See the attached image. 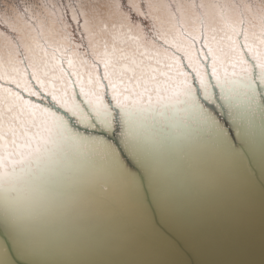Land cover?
<instances>
[{"label": "water", "instance_id": "obj_1", "mask_svg": "<svg viewBox=\"0 0 264 264\" xmlns=\"http://www.w3.org/2000/svg\"><path fill=\"white\" fill-rule=\"evenodd\" d=\"M203 29L195 40L181 28L202 69L148 30L178 58L177 72L160 66V94L134 81L141 100L124 90L118 102L117 89L130 86L109 84L87 50L98 80L87 95L68 54L56 52L66 106L25 61L27 83L0 80L24 110L49 114L62 144L51 162L23 165L28 180L0 183V264H264V33L257 50L242 24L240 64L218 75Z\"/></svg>", "mask_w": 264, "mask_h": 264}, {"label": "bare ground", "instance_id": "obj_2", "mask_svg": "<svg viewBox=\"0 0 264 264\" xmlns=\"http://www.w3.org/2000/svg\"><path fill=\"white\" fill-rule=\"evenodd\" d=\"M46 1H50V3H53V0H46ZM81 1L84 2V6L87 4L85 7H87L89 11H91L89 16V21L90 22L99 21L98 27H94V25L92 26L93 30H95V33L96 32L100 33L99 36L95 37L94 42L96 45L97 43H99V41L101 43L103 42L105 43V47L107 49V50L105 49V51H107V55H105V53H101V51L100 54L104 55V57H109L110 66L107 69H105L107 71L106 78L108 83L110 84L111 80L114 81L115 79H117L122 83V85H125V82L127 81V84L130 86V88L128 89L124 88L125 86L117 89L120 90L121 93L115 94V97L118 99V102L122 101L121 104H123V100L121 99V97L123 96L122 92L124 90H126L125 92L128 93L127 95L128 97L135 96L136 98L139 97L137 98L138 100L142 99L139 94L140 91H138V89H135V86L133 84L134 81L139 84L144 83L143 86L145 88L151 87V90L152 89L154 90L156 87V89L157 88L159 89L158 94H160L165 91V90L161 91L164 85L162 81L161 82L157 81L158 78L160 77L159 75L161 74L162 68H163L162 72H166V73H168L169 71L177 72V70H175L177 69L176 68L177 66L173 67L175 63L169 61L170 59H173L172 57L173 55L171 54L170 51L161 48L154 42V40L147 33L149 29H150L149 31L151 32L150 34L153 35L154 32L158 39L160 36L166 38L164 37V34L166 35L168 33L170 34L171 32H173V35H175L176 38L180 40L181 45L185 46L186 51L183 52L180 49H175V48L174 49L180 52L184 56L186 61L193 60L192 62L195 63L194 61L196 59L194 60L195 52L193 46L192 48H190L192 43L189 39L183 37L181 34V28L184 32L188 30V29L185 30V27L186 25L187 26L190 25L189 20L186 16H184L179 10H177L174 7V5L170 2L171 0H160V2L158 3L154 1H153L154 3H152V0H149L148 1L149 6L144 4L143 0H140L139 5L141 7V10L139 9L136 12L132 9L133 7L131 8L129 0H113V2L116 4L114 5L116 8L114 11L115 13H113V11L110 12L104 11L106 9L104 7L106 5V3L103 2L104 0H80V2ZM185 1L186 3L184 2V0H180V3L182 4L181 9H183L187 13L192 14V16H196L199 19V23L197 25H194L193 27L194 29H197L198 32L197 40L199 39L200 26L202 23L204 27L203 29L204 38L207 35L208 30H206L207 25H205V22L207 23L206 10H208L209 13H212L214 15L213 20L216 21V24L222 25V27L223 25H226L223 27L225 29H222V31H227L228 28L227 32L233 33L231 35H233V39L235 38L236 41H237L238 32L241 29V25L244 24L243 35L244 33H246L247 35L250 34L249 37L252 39V41L254 40L252 45L253 46L256 45L255 47L257 48V50L258 49L260 50L261 48L260 45L263 39L262 34L264 33V0H228L227 1L228 3L230 2L232 3L230 4L231 7L229 8L221 7V10H217V8L219 7L218 4H216L218 3L217 2L218 0L214 2L212 0H185ZM221 1L223 0L219 1V5H222L220 3ZM22 3H24V5H28V11L33 10L32 17H34L36 21L37 19H40V21H44V23H46V29H44V33H46V37H51V38H44L39 40L38 38L39 26H37L36 22L32 21L31 19H29L27 25L23 17L28 18V16L25 15V11L18 4V8L21 11L19 12V9H17V5L13 3V0H4V3H0V11L2 15L6 18L8 25H12V29H16V30L15 32H13L6 25V22L1 20L0 18V37L6 39L7 36H12V38L16 42V45L20 46V48L22 49L25 48L26 45H24L23 42L19 40L18 33H20L22 37L31 38V33L34 32V39L37 37L36 47L38 48V53H40V58H36V57L33 58L31 56L28 57L27 60L38 61V69L41 70L40 75H44L46 77H51L52 75V78L54 79L55 75L50 73V71H56V69H59V67H57V61L55 57L56 52L51 53V51L48 50L49 43L46 41L47 40H49V42L54 41V37H57L59 41L65 42V39L63 40V36L61 35L60 32L61 29L59 30L60 25H58L59 26L58 27L56 26L53 20H49L50 15L48 14L50 13H48L47 9H45V3H41V1L39 0H30V1L22 0ZM72 3L74 4L73 6L75 7V2L71 1V4ZM166 4L168 5L167 7L168 9H165ZM155 6L156 9H154L153 12L156 14V17L152 21L150 20L149 13H152L150 11L151 7L155 8ZM233 6H234V11H233L234 13L230 12L229 10V9H233ZM97 11L100 12L101 18L98 17L99 15L97 14ZM159 11L161 16H158ZM20 13H22L24 16L21 17ZM82 14L83 12L81 10L78 11V9L74 10L73 8V14H70L68 11L65 12L63 11L61 13L60 18H62L63 21L67 24V26L70 28L72 33L71 40H73V42L75 40L76 44L80 47L81 54L84 56L83 59L86 61L87 65L91 66L90 68L94 69L95 71L96 68L91 65V62L85 56V50H87L88 52L90 51L92 52V49L88 46L89 43L86 41L87 39L83 32L87 24L83 20ZM164 14H167L169 21L164 18L163 16ZM233 15H237V16H233ZM94 16H96V18ZM123 19L126 20L123 21ZM228 20L235 21L234 22L235 25L231 29L226 24V21ZM158 22H162V25H160ZM105 25H107V30L102 29ZM154 25L156 26V28ZM257 25H261L262 29L258 28L259 26ZM157 32H160L162 35L158 34ZM187 35L191 37L192 34L187 33ZM217 36L218 33L217 35L213 34L214 38L213 41H211L212 43V45L210 46L211 48L210 49L208 47L207 48L212 57L217 56L216 53H219L218 59H216L219 68L216 67V71L217 74L220 75L221 74L219 73L220 66L225 67L224 69H226L228 67L226 62L232 61L239 63L238 60L240 59V56L238 53L241 52H239L237 43L235 41H232L227 38H226L227 41H225L223 35H221V37L218 38L217 41L216 40ZM1 40H2V45H4V47L0 44V79L1 78L8 79L10 74L8 72L9 67L6 65V62L13 61L11 59L12 51L11 49H7V47H9V43H5V41H3V39L0 38V41ZM68 41L70 42V39H67V42ZM216 41L220 43H219V47L215 48L214 44ZM171 42L172 41L170 40L169 43L172 46L174 43L172 44ZM224 42L226 44L232 42L233 49L231 45H228V47H226V44ZM250 42L251 41L245 43L249 44ZM82 43L84 44L85 49H83L84 47ZM101 43H99V45H101ZM99 45H97V47H99ZM148 47H152L151 50L148 49ZM4 49H6V52L4 51ZM67 49L70 50L71 47L65 48L64 51L68 52L66 51ZM143 50L146 51L145 54H141ZM219 50H221V52H219ZM233 50H235L236 53H232ZM111 52L115 53V55H109V53ZM156 53H160V55L164 56L165 59H159V55H156ZM233 54L235 59H233ZM5 55H6V60L4 58ZM93 59L95 60V58ZM152 59L157 60V67L159 68L154 66L155 63ZM20 60L22 61V63L24 62L23 54H21ZM176 60L178 61V58H176ZM71 64L72 61H69L68 65ZM80 64H81L80 68H78L79 65L76 68H73L71 66L70 68L74 70L72 71L73 74L76 75L78 78H80L82 87L86 88L85 90L82 89L84 91L83 95H87L86 92L89 91L92 92V89L93 90L96 89L98 85L97 83H95V81H93V79H95L93 78V75L96 73V71L94 74H90L89 72L90 70L89 71L87 70L86 66H84L85 64L83 63ZM161 65H163L162 68L160 67ZM194 65H198V64L196 63ZM212 65L215 66V64ZM198 66H194V68L196 67L197 69H202L200 68V66L199 67ZM29 70L32 73L31 75L34 74L33 79L36 80V82L37 80H39L41 83L42 80L44 83L47 82V84H45L46 88L45 87L44 88L45 91H49V88L47 86L49 82L53 81V79H51V81L50 78L47 80L42 79L37 74L38 72L35 71L32 72L31 69ZM233 72L237 73V71H233ZM244 76L246 75H243L242 78H245ZM62 78L64 77L63 76L59 77L58 75L57 81H59V83H62V86L58 88L60 90H57V88L56 90L54 89L55 93L52 95H53V99H55L59 104L66 106L68 101L63 102V97L65 96H62V93L63 92L65 93L67 87H65L66 85L65 79ZM87 79L90 81V84L87 83ZM91 82H92V87L95 88H90ZM225 86L227 87V85ZM178 91L180 92V93L178 92V95L183 93V85L179 86ZM190 92L192 91H189L187 89V95L186 97L184 96L183 103L185 104L191 103L190 100L191 97L188 96ZM94 94L96 95L98 94V92H94ZM117 95H119L120 97ZM176 98L178 97L175 98L174 96L167 97V100L170 102L171 105V102L176 100ZM153 101H150L149 104L151 105L159 104V101L155 99ZM1 102L3 103L2 104L3 106L1 105ZM133 106L135 107L136 105L134 104ZM176 108L177 109L180 108V104L177 105ZM7 109H11L12 111H15L16 115H18V119L13 118L11 115L13 112L11 110L7 111ZM130 109L131 111L135 110L134 108H130ZM5 110L8 112V114L6 113ZM39 112H40L39 108H37L36 111H34L33 113L32 112L29 113L26 109L24 110L22 108L21 103L18 102L14 97L13 93L7 87L4 88L0 85V146H2L1 147L2 149L0 150V165L5 170V172H2L0 169V174H2L0 175V183L2 186L4 184L19 185V183L22 182L23 180H28L29 177H31L29 176L30 173L28 172L30 171L28 170V168L31 167L32 164L31 161L36 159L37 164L40 165L42 163L44 164L49 163L56 156L54 151L57 148V146L58 147L62 146L60 140L57 139L59 138V135L58 132L55 131V126L53 125L52 122H49L48 119L46 118L47 116H45L49 114L48 113L43 114ZM19 117H22V119H19ZM23 130L27 132L24 133ZM61 134L64 136V132H62ZM1 139L3 140V142H1ZM13 142L19 143L17 148H15V146L13 145ZM42 143L49 144L51 151L47 150L48 148L45 145L42 146L41 145ZM44 146H45V150H44ZM17 154L20 157H18ZM30 156L31 159L29 158ZM26 157L27 160L29 161L28 162L25 161L26 163L24 162L22 163V161ZM7 161H10L12 166L17 170L12 171ZM23 165L28 166V168L24 170ZM17 172L19 173L17 174Z\"/></svg>", "mask_w": 264, "mask_h": 264}, {"label": "rangeland", "instance_id": "obj_3", "mask_svg": "<svg viewBox=\"0 0 264 264\" xmlns=\"http://www.w3.org/2000/svg\"><path fill=\"white\" fill-rule=\"evenodd\" d=\"M39 1H41V3H45V9H47L48 13H50V14H48V15H50V19L49 20H53L54 23L56 24V26L60 25V27L58 26L59 27V30L61 29L60 32H61V35L63 36V40L65 39V42L64 41L63 42L62 41H59L57 37H54V41H51V42H49V40H47L46 42L49 43L48 44V46H49V49L48 50H50L51 53L57 52L62 57H65V51H64L65 48L71 47V49L68 50V52H66L68 54V56H69V61H72V64L70 66L73 67V68H76L79 65L78 68H80V65H81L80 63H83V64H85L84 66H86L87 70L88 71L90 70L89 71L90 74H94L95 73L94 69L90 68L91 66L87 65L86 61L83 59L84 56L81 54L80 47L76 44L75 40H74V42H73V40H71L72 33H71L70 28L63 21V19L60 18L61 13L63 11L64 12L65 11H68L70 14H73V8H74V10L75 9H78V11L81 10L83 12L82 18L85 21V23L87 24L85 26V29H84L83 32H84V35H85V37L87 39L86 41L89 43L88 46L92 49V52L90 51L89 54L91 55V57L95 58V60H97L98 62H104L105 69H107L110 66L109 65V57H104V55L100 54V51H101V53H105V55H107V51H105V49H106L105 43L104 42L101 43L99 41V43H101V45H99V43H97V45H99V47H97V45L94 42L95 41V37L96 36H99L100 33H98V32L95 33V30H93V27L92 26L94 25V27H98L99 21H95V22H90L89 21V16H90L91 11H89V9L87 7H85L87 4L84 6V2H82V1L80 2V0H53V3H50V1H46V0H39ZM71 1L72 2H75V7L73 6L74 5L73 3L71 4ZM148 1L149 0H143V3L146 4L147 6H149ZM153 1L154 2H157V3L160 2V0H152V3H154ZM212 1L214 2L216 0H212ZM219 1L220 0H218L217 1L218 3H216L219 6L217 8V10H221V7L222 8L223 7H228V8L231 7L230 4H232V3L231 2L228 3L227 2L228 0L221 1L220 3L222 5H219ZM103 2L106 3V5L104 6L106 9L104 11H106V12L113 11V13H115L114 11H115L116 8H115L114 5H116V4L113 2V0H110V1L109 0H104ZM170 2L174 5V7L177 10H179L184 16H186L188 18L190 25H188L189 27L186 25L185 30L186 29H188V30H186L185 32H187L188 34H192L191 37L197 40L198 32H197V29H194L193 27H194V25H197L199 23V19L196 16H192V14L187 13L186 11H184L183 9H181L182 4L180 3V0H171ZM184 2L186 3L185 0H184ZM0 3H4V0H0ZM13 3H15V5H17V9H19L18 8V4H19L21 6V8L25 11V15H27L28 18H24L23 17L24 15L22 13H20V14H21V17H23V19H25V23H27V25H28L29 19H31L32 21H35L36 22V25L37 26H39V30H38V32H39L38 33L39 40L44 39V38H51V37H46V33H44V29H46V23H44V21H40V19H37V21H36V19H34V17H32V11L33 10L32 11H28V5H24V3H22V0H13ZM129 3H130L131 8L133 7L132 9L135 12L138 11L139 9L141 10V7L139 5L140 0H129ZM159 5H160V3H159ZM167 7H168V5L166 4L165 5V9H168ZM154 9H156V6H155V8L154 7L153 8L151 7L150 11L152 13H149L150 20H152V21L156 17V14L153 12ZM229 10H230V12H233L234 11V6H233V9H229ZM19 12H21L20 9H19ZM162 12H163V10H162ZM206 13H207V17H206L207 18V23L205 22V25H207L206 30H208V32H207L206 37L204 38L205 46H207L209 49L211 48L210 47L212 45L211 41H213V38H214L213 37V34H216L217 35V33H218V36L216 38L217 41H218V38H220L221 35H223V37L225 38L224 39L225 41H227V39H230V40L236 42V39L235 38L233 39V35H231L233 33L227 32L228 31V28H227V31H222V29H225L223 27L226 26V25H223V27H222V25L216 24V21L213 20L214 19V17H213L214 15L212 13H209L208 10H206ZM0 14H1L0 15L1 20H3L4 22H6V25L13 32H15L16 29H12V25H8V22H7L6 18L2 15L1 11H0ZM97 14L99 15L98 17L101 18V14H100L99 11H97ZM158 16H161L160 11L158 12ZM163 16H164L165 19H167L169 21L167 14H164ZM233 16H237V15H233ZM94 17L96 18V16H94ZM98 17H97V19H98ZM125 20L126 19H123V21H125ZM56 21H58V22H56ZM234 22L235 21L228 20V21H226V24L231 29L235 25ZM158 23L160 25H162V22H158ZM257 26H259L258 28L262 29V26L261 25H257ZM49 27H50V25H49ZM155 28H156V26H155ZM91 29H92V31H91ZM102 29L103 30L104 29L107 30V25H105ZM229 31H231V30H229ZM31 32H32V30H31ZM157 33L160 34V35H162L160 32H157ZM249 36H250V34L247 35L246 33H244L243 40H245V42L251 41L250 42V45H252V43H253L254 40L252 41V39ZM164 37H166V38H163L161 36L159 37V39H161V41L163 43L170 44L169 41L171 40L172 41L171 42L172 44L173 43L176 44V45H174V44L172 45L175 49H180L183 52L186 51L185 50V46L184 45H181L180 40H178L176 38V36L173 35V32H171L170 34L168 33L166 35L164 34ZM0 38L3 39V41H5V43H9V47H7V49H11V51H12V57H11V59L13 60V61H10V62H6V65L9 67L8 68V72L10 74L9 75V78L8 79L7 78H5V79L4 78H1L0 79L1 81L3 80V82H6V81L9 80V81H13V82H16V83H18V82H23L24 84L27 83V81L25 79L26 78V75L24 74L25 70H24V68L22 66V61L20 60L21 54H23L24 61H25V63H27L29 69H31L32 72L33 71L38 72L37 74L42 79H46L47 80V79L50 78V81H51V79H53L52 78V75H51V77H46L44 75H40L41 70L38 69V61H35V60H29L28 61L27 60V58L28 57H31V56L33 58L34 57L40 58V53H38V48L36 47L37 37L34 39V32L31 33V38L30 37H22V35H20V33H18L19 40L22 41L24 45H26V47L25 48H22V49L20 48V46L16 45V42L12 38V36H7L6 39L3 38V37H0ZM67 39H70V42L69 41L67 42ZM217 41L214 44V47L215 48L216 47H219V43L220 42H217ZM0 44L2 45V40L0 41ZM228 45H231V47L233 49L232 42L231 43H227L226 44V47H228ZM2 46L4 47V45H2ZM254 46H256V45H254ZM151 48L152 47H148V49H150V50H151ZM190 48H192V45H191ZM4 51L6 52V49H4ZM219 52H221V50H219ZM145 53H146L145 50H143L141 52V54H145ZM232 53H236L235 50H233ZM238 54H240V53H238ZM109 55H115V53L111 52V53H109ZM156 55H159V59H165V57L164 56H161L160 53H156ZM216 55L217 56H213V57L211 56L213 58L212 64H215V66L217 68H219L218 67V64L216 62V59H218L219 53H216ZM4 58L6 60V55H5ZM233 59H235L234 54H233ZM17 60H19V61H17ZM152 60L155 63L154 66L157 67V60H155V59H152ZM175 60H176V58L173 57V59H170L169 61H171L172 63H175ZM194 60H195V58H194ZM165 61H167V60H165ZM187 61H189V60H187ZM194 62H196V61H194ZM173 67H175V65H173ZM157 68H159V67H157ZM50 73H52L53 75H55V77H54V79L52 81V85L54 86V88L56 90V88H60L59 81H57V80H58V75L60 77V76H62V73H60V70L59 69H56V71H50ZM32 76H34V74ZM62 79H64V78H62ZM115 80H117V79H115ZM93 81H95V83H98L96 78L93 79ZM42 84L46 88V85L45 84H47V82L44 83L43 80H42ZM91 88H95V87H92V82H91ZM58 90H60V89H58ZM117 96H119V95H117ZM2 102H4V101H2ZM2 102H1V105L3 104ZM6 104H9V103H6ZM9 110H11V109H7V111H9ZM7 111H6V113L8 114ZM12 112H13L11 114L12 117L18 119V115H16V112L15 111H12ZM19 119H22V117H19ZM44 145H46V144H44ZM1 147L2 146H0V150L2 149ZM29 158L31 159V156ZM25 161L28 162L27 157L22 161V163L23 162L26 163ZM18 173L19 172H17V174ZM22 176H24V175H22Z\"/></svg>", "mask_w": 264, "mask_h": 264}]
</instances>
